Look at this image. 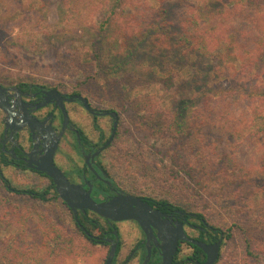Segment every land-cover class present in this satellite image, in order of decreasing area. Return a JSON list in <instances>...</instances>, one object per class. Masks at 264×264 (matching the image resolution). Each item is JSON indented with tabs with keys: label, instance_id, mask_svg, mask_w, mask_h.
<instances>
[{
	"label": "trees",
	"instance_id": "obj_1",
	"mask_svg": "<svg viewBox=\"0 0 264 264\" xmlns=\"http://www.w3.org/2000/svg\"><path fill=\"white\" fill-rule=\"evenodd\" d=\"M10 1L13 6L0 13L2 43L10 38L15 27L22 32L31 29L32 32L30 30L28 33L32 37H44L47 34L44 30L54 26L58 32L67 34L82 31L84 35L93 29L97 32L92 33V58L96 59V66L105 74L123 78L122 71L137 66L169 75L170 87L175 85V72L182 76L178 81L183 82L181 87H184L185 94L173 100L170 109L161 110L155 98H144L142 104L148 110L142 116V125L155 135L169 138L168 155L183 158L188 152L193 158H201L202 162L206 160L209 164L205 168L208 173L206 182L214 180L212 188H217L226 197L230 196L229 199L227 197L228 203L238 198L239 202L233 207L232 223L226 227L210 223L206 213L201 210L194 212L196 217L206 220L223 237L215 264H264V209L257 208L253 201L258 189L254 187L248 192V189L243 191L239 188V183L236 185L243 178L236 169L240 173L255 172L259 165L256 164V156L264 169V0H196L187 6L191 17L183 18L179 7L171 9L165 6L171 0L160 1L156 8L148 0H59L62 17L54 24H50L43 13L51 0ZM105 12L108 15L97 23L96 17ZM200 56L207 61L204 75L220 78L213 85L205 83L202 76L191 74L192 68L197 67L196 58ZM75 57L77 60L83 59ZM84 69L86 72L90 70L86 64ZM0 82L6 85L1 78ZM36 83L26 80L18 85ZM122 84L127 85V82L123 80ZM71 85L68 91L61 90L80 94L92 102L89 94L75 84ZM105 109L119 115L116 135L106 148L112 155L111 161L118 168H123L127 176L132 177V183L145 194L157 192L153 196L161 201L168 200V196H158L160 186L167 184L166 180H162V173L154 177L155 171L150 172L153 168L158 169L157 166L149 168L144 165L141 173L130 171L132 162L126 156L113 152L123 118L118 109ZM110 118V129L107 135L103 133V141L109 138L113 129V119ZM214 129H220L226 138L235 143L234 148L230 149L232 158L229 161L222 160V155L217 152L212 138ZM248 146H251V151L247 149ZM6 164L5 153L0 147V226L14 225L20 228L13 246L3 243L2 254L13 264H40L39 223L36 219H29L30 210L22 206L9 210L13 214L10 219L6 206L7 193L42 200L52 192L49 188L39 191L34 187H15L4 173ZM250 175L254 186L258 187L257 181H260L264 188V173L262 177L255 173ZM178 206L185 209L182 205ZM85 227L89 234L77 222L76 236L93 243L90 236L93 228L86 224ZM29 234L33 235L31 240ZM70 242L71 238L67 237L59 250L66 254L74 251ZM75 250L79 252L80 249Z\"/></svg>",
	"mask_w": 264,
	"mask_h": 264
},
{
	"label": "rangeland",
	"instance_id": "obj_2",
	"mask_svg": "<svg viewBox=\"0 0 264 264\" xmlns=\"http://www.w3.org/2000/svg\"><path fill=\"white\" fill-rule=\"evenodd\" d=\"M51 1L43 13H45L49 23L54 24L58 23L59 20L61 21L62 15L60 16V8L58 7L59 0ZM160 1L162 0H148L150 5L155 8L161 4ZM195 1L171 0L166 2L165 6L171 9L179 7L180 14L183 15L182 18L191 17L190 12H187V6L188 3H195ZM12 6V1L0 0V13ZM107 15L108 13L105 12L96 17L97 23H100ZM54 28L56 26L43 29L44 33H47L44 37H32L28 33L31 29L28 32H22L21 29L15 27L10 38L6 42H0V78L6 82L5 84L18 85L21 81L30 80L48 86H58L62 90H67L69 86L72 87L71 84H75L91 96L94 106L103 109L107 107L118 109L123 118V123L119 136H117V144L112 150L118 155L126 156V159L132 162L130 171L135 170L141 173L144 165L149 168L152 165L157 166L159 170L153 168L150 172L155 171L154 177H157V173H162V180L167 182V184L160 186L161 191L158 196H168V200L184 206L188 211L201 210L205 212L210 223H216L223 227L230 225L233 219V207L239 200L236 198L235 201L228 203V196L220 193L217 188H212L214 180L206 182L208 173L205 172V168L209 167L208 162L206 160L202 162L198 155L199 159L193 158L192 154L190 155L188 152L183 158H177L174 154L168 155L169 138L155 135L145 125H142V116L148 110V107L142 104L144 98L146 96L155 98L159 102L161 110L170 109L171 102L185 94L184 87H181L183 82L178 81L182 76L174 73L175 85L172 87L169 85L171 84L168 81L169 75L157 74L150 69L137 66L122 71L123 78L111 77L110 74H105L100 70L96 66L98 65L96 59L92 58L93 47L90 44L93 43L91 41L94 37L92 33L97 32V30L93 31L92 29L90 33L83 35L82 31L79 34L71 32L67 34L58 32ZM74 55L79 58L83 57V59L77 60ZM84 64L90 68L88 72L84 69ZM196 66L192 68L191 74L202 76V80L208 85H213L220 79L214 75L212 78L204 75L203 70L207 68V61L203 56L196 58ZM123 80L127 82V85L122 84ZM167 84L168 86H166ZM70 105L74 106L75 104ZM2 119L3 114L0 111V132L3 128ZM97 124L107 135L111 118L109 116L101 117ZM100 129L95 126V122H90L85 131L88 136L98 138ZM219 130L214 129L212 131V138L217 145V152L223 157L222 160L229 161L232 158L230 149L234 148L235 143L226 138ZM247 149L251 151L252 148L248 146ZM109 152L105 150L104 155L109 159L111 170L115 173L116 178L131 179L132 177L127 176L123 168L114 165L111 161L112 155ZM189 159L192 161H188ZM230 163L233 162L230 161ZM256 164L259 165L255 172L240 173L238 168L236 169V172L243 176L239 179L240 181L236 182V185L239 183V188L243 191L248 189V192L254 187L258 189L253 201L257 208L263 210V183L257 181L258 187L254 186L250 175V173H255L262 177L264 173L258 156H256ZM4 173L15 187H38L37 179L30 178L24 172L17 171L13 167L4 166ZM140 191L142 190L140 189ZM156 193L154 192L153 195ZM7 201L8 212L10 209L13 211V207H26L30 210L29 219H36L35 221L39 223L40 234L38 237L41 245L40 249L38 248V253L40 254V264H102V259L105 256L101 250L94 244L76 236V231L72 230L74 225L69 224V218L65 220L60 216V209L55 203H43L39 199L11 192L7 193ZM11 215H13L12 212H9L10 219L13 218ZM30 225L34 230V224L31 223ZM19 231L18 226H0V264H13L3 256L2 245L8 243L13 246ZM32 237L33 235L29 234L30 240ZM67 237L71 238L70 246L74 248V251L69 254L59 250ZM232 246L235 247V244L233 243ZM237 246L240 248L239 243ZM75 248H79V252Z\"/></svg>",
	"mask_w": 264,
	"mask_h": 264
},
{
	"label": "flooded vegetation",
	"instance_id": "obj_3",
	"mask_svg": "<svg viewBox=\"0 0 264 264\" xmlns=\"http://www.w3.org/2000/svg\"><path fill=\"white\" fill-rule=\"evenodd\" d=\"M4 87L11 93L10 100L14 112V120L6 130L7 114L0 109L3 114L0 147L5 153L6 166L37 179V190L45 191L49 188L52 193L47 194V199L40 200L43 203H55L60 209V216L65 220L69 218V224L74 225L73 229L69 227L74 232L77 222L84 230H87L85 224L93 228L94 232L90 236L93 239L92 244L105 256L102 264H107L113 244H117L113 264H143L149 248L151 257L147 264H162L164 255L162 245L165 244V240L159 233L165 236L177 235L179 228H182L190 239L210 245L223 240L216 228L206 220L196 217L194 212L180 208L170 200L161 201L159 197L145 194L130 179L116 178L109 159L104 155L108 146L95 154L109 139L103 141V129L99 128L98 119L110 116L114 123L112 111L94 106L88 101L94 109L92 112L80 100L79 96L82 95L67 93L43 83L29 86L4 85ZM53 89L58 90L66 98H74L64 100L69 122L62 135L64 113L60 105L56 104V100L48 94ZM28 118L36 120L34 128L26 122L22 123ZM90 122H95L97 128L101 130L98 138L87 135L85 129ZM57 136H60L58 140ZM56 143L54 164L64 172L71 183L80 185L86 193L90 192L97 202L109 201L119 195L132 196L140 198L159 211L160 215L157 217L145 219L152 227L153 234L149 236L136 219L113 220L87 208L84 211L80 207L77 208L76 213L74 208L60 196L54 180L40 169L44 164L45 154ZM87 232L89 234L88 230ZM207 258V253L197 244L180 238L172 264H205Z\"/></svg>",
	"mask_w": 264,
	"mask_h": 264
},
{
	"label": "water",
	"instance_id": "obj_4",
	"mask_svg": "<svg viewBox=\"0 0 264 264\" xmlns=\"http://www.w3.org/2000/svg\"><path fill=\"white\" fill-rule=\"evenodd\" d=\"M54 100H56V104L60 105L64 113V123L61 135L63 134L68 122L69 116L67 110L64 105V100H73L74 98H66L60 94V92L56 89L51 90L48 92ZM11 93L4 85L0 82V109L7 114L6 117V130L11 126L12 121L14 120L13 117V105L11 104L10 100ZM80 100L84 103V106L94 112V109L90 106L88 100L84 96H79ZM111 114L114 117L113 129L110 134L108 141L100 147L99 150L95 152V154L100 153L103 149H105L114 139L118 123H119V115L117 112L112 111ZM36 120L28 118L26 121H22L25 124L28 123L32 128H34V123ZM78 137H80V133L77 130ZM60 135V136H61ZM57 136V140L60 138ZM56 140V141H57ZM57 149V143L47 151L45 154L43 161V166L40 169L46 172L55 182L57 185V190L60 196L68 202L70 206L74 208V211L77 213V208L80 207L85 211V209H89L100 216H104L106 218H110L113 220H124V219H136L138 220L143 228L148 232L149 236L153 234L152 227L149 226L146 222V218L157 217L160 215V212L155 210L150 204L143 202L140 198L132 197V196H124L119 195L117 197L112 198L109 201H102L97 202L91 196L90 192H84L80 185L71 183L64 172L58 168L54 164V153ZM151 229V231H149ZM177 235L172 236H165L162 233H159L162 238L165 240V244L162 245L164 250L163 261L162 264H172L173 263V256L177 250V244L180 238L187 239L192 241L193 243L197 244L201 247L208 255L207 261L205 264H215L218 260L222 240H220L217 244H207L203 241H196L194 239H190L183 231L182 228H179ZM116 245L113 244V247L110 251L109 257L107 259V264H113V257L116 252ZM151 257V249L149 248L148 256L146 257L143 264H147Z\"/></svg>",
	"mask_w": 264,
	"mask_h": 264
}]
</instances>
